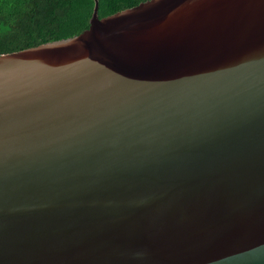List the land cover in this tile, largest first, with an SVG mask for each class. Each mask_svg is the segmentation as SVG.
I'll list each match as a JSON object with an SVG mask.
<instances>
[{
  "label": "water",
  "instance_id": "obj_1",
  "mask_svg": "<svg viewBox=\"0 0 264 264\" xmlns=\"http://www.w3.org/2000/svg\"><path fill=\"white\" fill-rule=\"evenodd\" d=\"M0 54V264H264V0H145Z\"/></svg>",
  "mask_w": 264,
  "mask_h": 264
},
{
  "label": "trees",
  "instance_id": "obj_2",
  "mask_svg": "<svg viewBox=\"0 0 264 264\" xmlns=\"http://www.w3.org/2000/svg\"><path fill=\"white\" fill-rule=\"evenodd\" d=\"M145 0H98V16ZM95 0H0V54L81 33L90 25Z\"/></svg>",
  "mask_w": 264,
  "mask_h": 264
}]
</instances>
